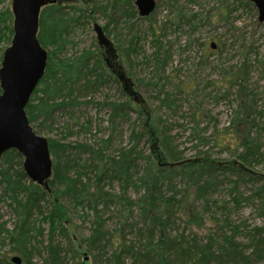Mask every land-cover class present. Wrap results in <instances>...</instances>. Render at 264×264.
<instances>
[{
	"label": "trees",
	"instance_id": "trees-1",
	"mask_svg": "<svg viewBox=\"0 0 264 264\" xmlns=\"http://www.w3.org/2000/svg\"><path fill=\"white\" fill-rule=\"evenodd\" d=\"M65 1L57 0V3L45 6L40 14L38 38L43 48L53 45L55 49L48 53L46 73L33 94L37 95L35 99L38 101L34 99L26 107L30 124L37 117H51L57 109L70 108L71 101L78 97L87 99L88 91L97 89L101 82V78L98 77V81L92 77L99 69L101 74H106L123 89L120 81L108 68L100 49H97L99 52H85L57 61L54 58L64 47L65 35L70 32L72 25L81 24L80 21L86 16L91 18L96 11L103 10L110 19L109 23L113 22L116 26L122 20L120 18L129 17V12H132V16L138 14L133 6L135 0H108L103 9L92 7L96 0H72L75 4L68 6L64 4L67 3ZM79 2L80 5H77ZM183 12L179 9L172 21L177 27L190 23L189 15L185 16ZM218 15L223 17L222 13ZM10 16L8 12L7 17ZM104 30L110 34L107 27ZM156 39H159L158 35ZM119 51L125 53L121 48ZM85 54L95 61L92 69L86 66L88 58ZM163 58L162 52L158 51L154 52L152 60L157 62ZM226 75L224 82L238 85V92H243L239 96L240 111L233 120V128L239 148H242V152L238 154L239 160L249 171L236 166L232 161L227 167L216 166L198 153L187 159L183 151L171 145V137L160 124L156 133L149 122L138 127L137 120L133 121L132 118L134 112L128 111L132 103L128 99L113 102L109 107L111 124L125 122L132 125L128 146H120L117 154H109L112 134L94 147L78 145L88 158L82 160L81 164L80 159L75 163L79 167L74 178H70L67 171L76 167L58 160L60 149L66 148L53 140L49 139L53 161L49 189L28 180L22 168L23 156L18 151L11 150L4 154L0 159V192L4 195L1 198L11 199L18 218L13 233L4 231L9 243L18 241L23 246L31 245V232L38 233V229L30 220L35 212L42 209L38 197L49 201L51 198V203L58 210L57 218L51 222L47 239L45 237V241L38 245L46 256L34 261L31 253L14 250L15 254L22 256V264H68L66 253L72 254L74 258L89 255L90 263L93 264H250L264 257V226L253 228L248 235L251 240L248 243V248L252 249L251 255L246 254L244 247L240 248L233 243V236L223 231L224 227L220 226L219 221H214L211 233L206 238L202 232L208 222L203 223L198 203L205 202L207 208L203 213L212 209L215 202L210 203L208 196H213L227 183L230 185L235 182L237 185L236 180L242 178L247 183L259 185L255 198L259 197L264 203V174L255 171V164L262 160L259 155L262 144L258 137L252 138L254 131L258 132L257 135L264 131V127L257 121L263 111H259L261 107L255 95L245 92L247 75L242 70ZM220 90H225V87L222 86ZM1 92L0 88V94ZM135 112L140 119L142 113ZM199 112L200 110H195L193 116H197ZM196 136L201 143L206 140L200 138L199 132ZM141 140L152 141V148L148 153L140 149ZM202 153L207 158L213 157L209 152ZM16 162H19V169L14 167ZM167 162L179 165L173 167ZM221 176L229 179L224 181ZM178 185H182V188ZM229 185L228 188H231ZM65 194H68L74 207L81 209L86 217L84 219L91 218L88 235L77 236L69 211L63 204L58 205L57 200ZM180 213L193 224L188 235L186 231L173 235ZM116 220L115 226L111 228L109 223ZM219 234L225 237L216 240L214 235ZM58 237L65 241L64 246L57 241ZM205 241L209 243L206 244ZM38 248L36 246L34 251H38ZM0 264L14 263L9 256L0 255Z\"/></svg>",
	"mask_w": 264,
	"mask_h": 264
},
{
	"label": "rangeland",
	"instance_id": "rangeland-1",
	"mask_svg": "<svg viewBox=\"0 0 264 264\" xmlns=\"http://www.w3.org/2000/svg\"><path fill=\"white\" fill-rule=\"evenodd\" d=\"M193 1H196V3L191 2V0H157L158 6L151 20H142L138 15L132 16L131 13L130 18L126 19L127 23L125 22L126 17H122L120 18L122 20H119L120 22H117L116 26L108 24V18L103 10L96 11L93 17L86 16L80 21L81 24L72 25L67 36L68 44L59 50L54 61L79 56L81 51L87 49L98 51L99 45L94 23L101 26L103 30L107 27L110 34L105 30L104 32L118 50L116 55H119V58L117 57L116 60L124 68L127 76L135 83L134 89L143 105L146 106L152 130H155V133L158 132L156 129L159 124L163 128L166 127L169 135L174 137L175 145L184 152L186 158H192L200 150H211L210 154L214 158L231 160L233 153L239 154L242 152V148H239V143L235 139L232 122L235 112L240 110L239 96L243 92H238L239 87L237 85L224 82V78L227 73L242 70L243 74L247 75L245 92H264V23L261 24L258 21L257 8L244 0ZM65 2H67L64 3L67 6L75 4L72 0H66ZM97 3L101 4L99 0H97ZM76 4L80 5V2ZM94 6L95 4L92 5V7ZM133 6L137 11L135 2ZM11 7L12 0H0V14L3 16L0 19V57L2 58L4 51L10 46L13 38ZM174 7L182 9L188 15H195L196 25L190 24V22L182 27L175 26L176 23L172 22L176 15L173 12ZM103 8L101 7V9ZM8 12L11 14L10 17H7ZM219 13H223L222 18L217 17ZM156 35H158L161 42V44H158L162 47L165 58H168L167 69L160 74L159 84L165 87V92L162 93L147 85L150 81L155 82L157 80L153 77L152 64H150L156 50L158 40ZM212 42L217 44L214 50L211 49ZM119 48L124 49L127 55L120 53ZM54 49L55 47L52 45L46 51L50 53ZM128 55L129 57H127ZM1 63L2 60L0 61V68ZM114 84L116 86H113L114 89L111 92L114 96L113 100L121 101L123 100L120 93L121 88L116 83ZM222 86L225 87L228 93L227 97L223 96L226 92L219 91ZM174 87L182 88V93L180 94L176 89L175 91H169L170 88ZM100 89V93L94 94L91 98L102 103L108 91L104 88ZM168 91L175 92L177 94L176 100H179L177 102L178 108L172 107L170 111L161 102L162 98L166 97L165 94L169 93ZM36 96L32 95L30 101H33ZM82 99L88 100L85 97H82ZM256 99L261 107L259 111H263L262 116L258 117L257 121L261 126H264V96ZM35 101H38V99H35ZM192 107L200 110L196 118L200 122L198 127L195 118H192ZM80 109L72 113H68L67 109H57L51 115L53 122L48 120V122L42 123L40 118L31 124L40 136L69 146V149L63 154L59 153L58 160H62L60 162L65 164L68 163L71 167L79 162L76 157H81L80 164L82 160L88 158L78 145L94 147L111 135L108 129L110 112L107 109H94L87 106H82ZM70 114L73 116H70ZM132 118L134 121L138 118V115L133 113ZM139 125H141L140 122ZM119 127L118 130L122 132L123 139L120 142L112 140L109 154H117L120 145L128 146L132 125L121 122ZM193 127L200 132V138L206 139L205 141L201 143L199 137L196 136L198 132L196 135H191L194 130ZM260 134L258 139H261V144L264 145V131ZM143 147L145 152L149 151V147L145 143L140 144V149H143ZM18 164L19 162L14 164L16 169L20 167ZM255 168V171L264 174V159L255 164ZM68 175L70 178H74L77 172L71 169L68 171ZM116 186L118 187V185ZM258 187L242 181L239 183V191L234 196L243 193L244 196L250 197ZM179 188H182V185ZM219 190L212 199L217 198L225 201L228 204L227 210L224 212L213 207L212 210L218 211L220 214L218 216L219 223L221 227H224L223 231L227 235H235L234 232L231 233V225L243 228L244 231H240L241 234L236 237V240L245 246L243 250L246 254L251 255L252 249L248 248L249 244L245 230L262 224L264 213H259L256 210L255 203L247 201L242 204V207H237L238 204L236 205L231 201L233 195L230 196L227 184ZM0 194L4 196L3 192H0ZM255 200L250 201L257 202L258 199L255 198ZM201 204L200 201L197 205L199 213L203 216L207 215L209 220L204 231H202L206 238L211 233L210 229L214 226V221L218 219L210 218L212 217L209 215L211 212L207 211L208 214H204ZM63 205L69 211L77 236H85L89 232L91 218L84 219L85 215L81 209L74 207L69 198L63 199ZM13 206L9 197L3 198L0 203V234H3L4 238H6L4 231L13 230L17 223V215ZM42 213L46 216L44 210ZM181 216L185 215L183 213L178 214V217ZM34 218L35 220H41L40 225L48 233L51 228L50 224L42 222L41 215L35 214ZM227 222L230 224L229 226ZM111 226L113 228L115 225ZM184 226L185 224L179 225L177 223L173 235H176V232L183 233ZM186 234H190V231ZM200 236L203 237L202 234ZM214 236L216 237V235ZM57 241L63 243V246L65 245L62 238L58 237ZM38 249V251H35L37 260L41 258L40 255L42 257L46 256L44 251L41 250V246ZM0 254H6L9 257L15 256L14 253L10 252V246L6 241L0 243ZM66 254L68 264H72L70 261L71 254ZM258 264L263 263L259 262Z\"/></svg>",
	"mask_w": 264,
	"mask_h": 264
},
{
	"label": "water",
	"instance_id": "water-1",
	"mask_svg": "<svg viewBox=\"0 0 264 264\" xmlns=\"http://www.w3.org/2000/svg\"><path fill=\"white\" fill-rule=\"evenodd\" d=\"M245 1L255 4L259 21L263 23L264 0ZM56 2L12 0L14 35L11 45L3 53L0 68V158L10 150H17L24 158V170L28 178L47 188L53 171L49 143L47 138L38 135L32 128L26 107L48 65V52L38 38L40 14L45 6ZM135 4L141 17L150 16L156 8V0H136ZM94 30L99 45L116 57V49L103 28L95 23ZM212 48H215L214 44ZM117 76L129 85L130 97L142 103L130 80L125 79L124 74L117 73ZM13 262L21 264L19 258H13Z\"/></svg>",
	"mask_w": 264,
	"mask_h": 264
},
{
	"label": "bare ground",
	"instance_id": "bare-ground-1",
	"mask_svg": "<svg viewBox=\"0 0 264 264\" xmlns=\"http://www.w3.org/2000/svg\"><path fill=\"white\" fill-rule=\"evenodd\" d=\"M84 1V0H83ZM89 1H91V0H89ZM100 2H101V4H96L95 3V6H96V8H103V6H106V2H107V4H108V0H104L105 1V5H104V1H102V0H99ZM245 1V0H244ZM77 2H78V0H77ZM96 2H97V0H96ZM191 2H194V3H196V1H193V0H191ZM246 2V1H245ZM57 3V2H56ZM156 3H157V0H156ZM53 4H55V3H53ZM52 3H50V4H48V6L49 5H53ZM93 5V4H92ZM119 8L121 9L122 8V6H120L119 5ZM175 8V7H174ZM157 9V6H156V8H155V10ZM179 9L180 8H175V10L173 11V12H175V13H178V11H179ZM131 10V9H130ZM131 13L132 12H129V17H127L126 16V18H125V22L127 23V21H126V19L127 18H130V15H131ZM137 15L140 17V19H142V20H151L152 18H153V16H154V14L152 13L150 16H147V17H141L140 16V14H139V11H138V9H137ZM183 14L186 16V15H188V13H186L185 11L183 12ZM128 15V14H127ZM105 16H107V15H105ZM150 17V18H149ZM108 18V17H107ZM108 21H110V19L108 18ZM189 21L191 22V24H193V25H196V20H195V15H193V14H190L189 15ZM13 24H14V17H13ZM108 24H110V25H115L113 22H112V24L111 23H108ZM155 33L153 32V35H154ZM69 35V33L68 34H66L65 35V42H64V47L68 44V40H67V36ZM109 38V37H108ZM110 39V38H109ZM189 41V40H188ZM186 42V41H185ZM41 43V42H40ZM157 43H160L161 44V42L159 41V39L157 40ZM11 45V44H10ZM42 45V44H41ZM43 47V46H42ZM45 49V48H44ZM162 49V47H160V45L159 44H157L156 45V50H155V52H158V51H160V52H162V54H163V56H164V58L162 59V60H159V61H157L156 62V60H151L152 61V63L150 62V64H152L151 65V67H152V73H153V77H155L157 80L155 81V82H149L147 85H150L151 87H153L154 89H157V91H159V93H162V92H165V87L163 86V85H160L159 84V82H160V80H161V78H160V74H161V72L162 71H166V69H167V66H168V58H165L166 56H165V53L163 52V49ZM46 50V49H45ZM91 51H94V50H92V49H87V50H83V51H81V54H84L85 52H88V53H91ZM123 51L126 53V51L123 49ZM80 54V55H81ZM127 55V54H126ZM49 56V55H48ZM85 56H87V54H85ZM91 56V55H90ZM74 57H76V56H74ZM128 57H129V55H128ZM49 58V57H48ZM86 58H88V56L86 57ZM86 66H87V68H89V69H92L93 67H95V61H93V59L91 58V57H89L88 59H87V61H86ZM177 72V71H176ZM101 74V72H100V69L92 76L93 78H97V80H98V77H99V79L101 78V82L97 85V89H93V90H90V91H88V95L87 96H89V97H87V99L88 100H83L82 99V97H78V98H76V100H73V101H71V103L69 104L70 105V108H68L67 110L69 111L68 113H72V112H77V111H79V110H81L80 108L82 107V106H87V107H92V108H94V109H97V108H104V109H107L109 112H110V106H111V104L114 102V103H117V101L116 100H113L114 99V96L111 94V92L113 91V89H114V87L113 86H116L110 79H109V77L105 74ZM153 79V78H152ZM99 81V80H98ZM83 84V83H82ZM238 86V85H237ZM239 87V86H238ZM100 88H104V89H106V91H108V94H106L105 95V99H104V101L102 102V103H100V102H97L94 98L92 99L91 97H93V95L94 94H98V93H100V91H101V89ZM172 89V90H171ZM175 89L177 90V91H179V93L181 94L182 93V88H179V87H174V88H170V90L169 91H175ZM121 90V89H120ZM168 91V92H169ZM219 91H224V92H226L225 90H219ZM238 91H239V89H238ZM121 97H123L122 99L123 100H121V101H126L127 99L128 100H130L131 102V105H129V108H128V111H131L132 110V112H134V113H136L137 115H138V113L137 112H135V110L136 111H138V112H141L142 114V117L139 119V116H138V118H136L135 120H137V122L139 123H141V125L143 126L144 124H148V122H149V119H150V117H149V114H148V112L146 111V106L145 105H143L142 103H139V102H136V101H134L129 95L127 96L126 95V93H124V91H122L121 90ZM253 95H255V97L257 98V97H263L264 96V92H256V91H252L251 92ZM227 92L225 93V95H223V96H225V97H227ZM176 93L175 92H169V93H166L165 94V98H162V100H161V102H162V104L163 105H165L166 106V109L168 110V111H170L171 110V108L172 107H175V108H178V106H177V102H179V100L177 101L176 100ZM118 101H120V100H118ZM105 103H107V105L105 106ZM138 107V108H137ZM239 107H240V104H239ZM77 109V110H76ZM79 109V110H78ZM195 110H198L196 107H192V109H191V114H192V118H195V121H196V126L198 127L199 126V124H200V122L196 119L197 118V116H193V112L195 111ZM240 110H238V111H236L235 112V116H236V114H237V112H239ZM131 112V113H132ZM111 114H109V127H108V129H109V131L111 132V134H112V138L114 139V140H117L118 142H120V140H122L123 139V135H122V132L120 131V130H118V129H120V127H119V125H115V124H111V116H110ZM133 115V114H132ZM70 116H73V115H71L70 114ZM235 116H234V118H235ZM41 118V119H40ZM42 120V123H46V122H48V120H50L51 122H53V118H52V116L51 117H47L46 115H42V116H40V117H37V118H35L34 119V121L35 120ZM74 119H75V117H74ZM159 119H160V117H159ZM134 120V121H135ZM141 120V121H140ZM234 120V119H233ZM203 123V122H202ZM232 124H233V122H232ZM141 125H139V126H141ZM138 126V127H139ZM262 127H264V126H262ZM132 128V127H131ZM163 128V127H162ZM166 130H167V128L166 127H164ZM193 131L191 132V134H193L194 135V133L195 132H197L198 130H196L194 127H193ZM201 131V130H200ZM121 132V133H120ZM167 132V134L169 135V133H168V131H166ZM257 131H254L253 133H252V138H256V137H258V135H261V134H258L257 135ZM199 134H200V132H199ZM170 136V135H169ZM171 138H170V140H171V145L173 146V147H175V148H177L178 149V146H176L175 145V142H174V137L173 136H170ZM109 138V137H108ZM107 138V139H108ZM119 139V140H118ZM129 139H130V136H129ZM263 139V138H262ZM48 140V143H49V148H50V142H49V139H47ZM261 140V139H260ZM57 143V142H56ZM146 144L149 148H148V150L150 151L151 150V148H152V141H150V140H148V141H146V140H141V144L143 145V144ZM59 145H62V146H64L66 149H60V154H63L66 150H68L69 149V146H67V145H65V144H60V143H58ZM120 146H122V145H120ZM119 146V147H120ZM216 147H217V145H215ZM81 148V147H80ZM231 148V147H230ZM13 150H15V149H13ZM64 150V151H63ZM72 150H73V148H72ZM108 150V149H107ZM142 150V152H144V153H148L149 151H146L145 152V150H144V147H143V149H141ZM179 150V149H178ZM11 151V150H10ZM10 151H8V152H10ZM17 151V150H16ZM210 151L211 150H206V151H203V150H200V151H198L197 153L198 154H201L204 158H206V159H209V161L210 162H213L214 164H216V166H219V167H227L228 166V164L229 163H231V161H232V163L233 164H235L236 166H239V167H241L243 170H246V171H249V170H247V169H245V167H244V165L242 164V162H240V160H239V155L238 154H236V152L235 153H233L232 154V157H231V160H222V159H219V158H214V157H209V158H207V156L204 154V153H202V152H209L210 153ZM7 153V152H6ZM5 153V154H6ZM184 153V152H183ZM85 156H86V154H84ZM259 155L262 157V159H264V145H261L260 146V149H259ZM4 156V154L2 155V157ZM1 157V158H2ZM0 158V159H1ZM77 159H81V157H76ZM83 159V158H82ZM187 159H189V158H187ZM77 163V162H76ZM167 164H169L170 166H178L179 164L178 163H176V162H167ZM73 166L74 167H76L75 169H73V170H75V172L76 171H78V168L77 167H79V165H77V164H73ZM81 166V165H80ZM22 168H23V170H24V159H23V164H22ZM70 170H71V168H69ZM256 169V168H255ZM69 171V170H68ZM68 171H67V173H68ZM24 172H25V170H24ZM257 172V171H256ZM259 174H261V172H258ZM25 174H26V172H25ZM52 175H53V171H52ZM26 176H27V174H26ZM52 177V176H51ZM221 177H223L222 178V180H224V181H226L227 179H229V177H227V176H221ZM242 177H243V175H242ZM27 178H28V176H27ZM245 180H247L248 181V178L247 177H243ZM51 179V178H50ZM28 180L29 181H31L29 178H28ZM50 181V180H49ZM49 181H48V188L47 187H45V185L44 184H39V183H36V182H34V181H31V182H34L35 184H38V185H40V186H43L44 188H46V189H49L50 188V186H49ZM242 181H244V180H242V178H238L237 180H236V182L238 183L237 185H236V183L235 182H233L232 184H230L229 185V183H227V185H229V187H231V188H229V192H230V196H232L231 198V201L232 202H234L236 205H237V207H242V204L245 202V201H247V202H250V203H255V205H256V210L260 213V212H263L264 213V203L262 202V200L258 197L257 199L259 200H257V202H251L250 200H255V193H253L250 197H246V196H244L243 195V193H239V194H237L236 196H234V194L236 193V192H238L239 191V183L240 182H242ZM257 187H258V185H256ZM232 189V190H231ZM220 190H218V191H216L214 194H213V196L214 195H216L218 192H219ZM1 196H2V194H0V203H1V201H2V198H1ZM212 195L211 196H208V198H209V202L210 203H212L213 201L215 202V204H212V207L213 208H216V209H221L222 211H226L227 210V203L225 202V201H222V200H218L217 198L216 199H212V197H213ZM67 199V198H69V196H68V194H65V195H61V197H60V199L59 200H57V203H58V205H62L63 204V199ZM40 200V201H39ZM38 201L39 202H41L40 204H41V207H42V209H41V211H38V212H35L34 214H33V217L31 218V220H30V222L32 223V224H34V227H36L37 229H38V233H35V232H31V235H32V239H31V245H22V244H19V242L17 241V242H12L11 241V243H9V241H8V238H4L3 237V234H0V243H2V242H8V245L10 246V252H12V253H16V251L17 252H19V251H27L28 253H31L32 255H33V257H34V261L35 260H37L36 259V257H35V247L36 246H38L41 242H43V241H45V237H47L48 236V233L45 231V229L42 227V225H40V221L41 220H35V218H34V215L36 214H38L39 216L41 215V218H42V222H46V223H49L50 224V226H51V222H54L55 221V219L57 218V214H58V210L56 211V209L54 208V205L51 203V198H50V201L47 199V198H44V197H41V198H39L38 197ZM256 201V200H255ZM201 207L205 210L207 207H206V204H205V202L204 201H201ZM249 203V204H250ZM257 203V204H256ZM43 210L46 212V216H44L45 214L44 213H42L43 212ZM208 212H211L209 215L210 216H212V217H210V218H212V219H218L217 221H219L220 222V220H219V218H218V216L220 215L219 213H218V211H213L211 208L208 210ZM206 213H207V211H206ZM205 214V213H204ZM208 214V213H207ZM202 217H203V223L205 224V223H207L209 220H208V218H207V215L206 216H203L202 215ZM201 220V221H202ZM177 223L179 224V225H184L185 224V226H184V232L186 231V232H188V231H190L191 230V227H192V225L193 224H191L190 222H189V220L185 217V216H181V217H178L177 216ZM17 222H18V218H17ZM116 222H117V220L116 221H114L113 223H109V225H115L116 224ZM17 224V223H16ZM16 224H15V226H14V229L13 230H8L9 231V233H13L14 232V230H15V228H16ZM38 225V226H37ZM227 225L229 226L230 224L227 222ZM176 226H177V224H176ZM264 226V221L262 222V224H260V225H257V226H254L253 228H255V227H263ZM90 228V227H89ZM252 227L251 228H247L246 230H245V233L247 232V240H248V243L250 244V239H249V233H251L252 232V229H253ZM230 230H231V233L232 232H234L235 233V235L233 236V243L237 246H239L240 248H245V246L244 245H242V244H240V243H238L237 242V240H236V237L239 235V234H241V230H243V228H241V226H237V225H234V226H232L231 225V228H230ZM50 231V230H49ZM244 231V230H243ZM249 231V232H248ZM42 233V234H41ZM89 234V232L87 233V234H85V235H88ZM191 237H192V235H190ZM232 236V235H231ZM155 237V236H154ZM157 237V236H156ZM225 236L224 235H217L216 236V238H217V240H222L223 238H224ZM205 243L207 244V243H209V241L208 242H206L205 241ZM4 246V245H3ZM14 250H16V251H14ZM0 255H3V256H6V254H0ZM41 256V258L40 259H43L44 257H42V255H40ZM10 258H11V261L13 262V258H19L20 259V263L22 264L23 263V259H22V256L21 255H19V254H15V256H10ZM39 259V260H40ZM70 261L72 262V264H93V263H90V256L89 255H84L83 256V258L82 257H77V258H74L73 257V255L71 254V256H70ZM259 262H261V263H263L264 264V257H262L261 259H258V261H256V262H253V263H250V264H258ZM14 263V262H13ZM15 264V263H14Z\"/></svg>",
	"mask_w": 264,
	"mask_h": 264
},
{
	"label": "flooded vegetation",
	"instance_id": "flooded-vegetation-1",
	"mask_svg": "<svg viewBox=\"0 0 264 264\" xmlns=\"http://www.w3.org/2000/svg\"><path fill=\"white\" fill-rule=\"evenodd\" d=\"M136 1V0H135ZM249 2V1H248ZM252 5L255 6V4L253 2H250ZM136 5V4H135ZM156 6H158V3H156ZM256 7V6H255ZM137 8V7H136ZM257 8V7H256ZM258 10V9H257ZM156 11V10H155ZM154 11V12H155ZM153 12V13H154ZM223 14V13H222ZM217 17H219V15H217ZM220 18V17H219ZM258 21H259V17H258ZM260 22V21H259ZM264 23V22H263ZM262 24V23H261ZM214 43L212 42L211 43V49H216L217 47V44H216V47L215 48H212V45ZM99 45V43H98ZM101 53L103 54L104 58H105V61H106V64L109 66V68L111 70H113L116 74H124V77L125 79H128L130 80L132 86H133V90L135 91L134 87L136 86L135 83L127 76V73L125 72L124 68H122L120 65H119V61L116 60L117 56L116 57H113L112 54L110 52H107L106 49L104 47H101L100 45L98 46ZM117 51V49H116ZM117 66H119V68H117ZM121 72V73H120ZM121 86H122V90L127 94V95H130V90H129V85L128 84H125V82L121 81ZM132 90V89H131ZM136 92V91H135Z\"/></svg>",
	"mask_w": 264,
	"mask_h": 264
}]
</instances>
